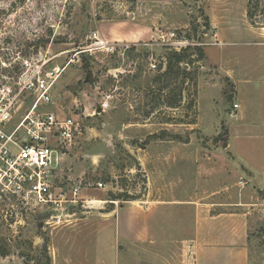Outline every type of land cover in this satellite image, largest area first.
<instances>
[{
    "label": "rangeland",
    "instance_id": "1",
    "mask_svg": "<svg viewBox=\"0 0 264 264\" xmlns=\"http://www.w3.org/2000/svg\"><path fill=\"white\" fill-rule=\"evenodd\" d=\"M164 1L0 0V62L34 56L63 68L55 110L80 127L62 172L69 196L82 181L62 208L0 206V264H140L137 248L186 264L195 202L264 196L231 162L264 158V0ZM154 19L163 24L136 40L100 35ZM183 48L185 77L168 71ZM240 119L254 127L247 138L232 130L229 148L227 127ZM249 248L250 264H264V224Z\"/></svg>",
    "mask_w": 264,
    "mask_h": 264
},
{
    "label": "built area",
    "instance_id": "2",
    "mask_svg": "<svg viewBox=\"0 0 264 264\" xmlns=\"http://www.w3.org/2000/svg\"><path fill=\"white\" fill-rule=\"evenodd\" d=\"M169 36L176 40L175 32ZM13 62H0V206L62 208L66 201H76L82 183L71 186L69 196L62 177L65 156L80 128L55 110L54 88L63 68L34 56Z\"/></svg>",
    "mask_w": 264,
    "mask_h": 264
},
{
    "label": "crops",
    "instance_id": "3",
    "mask_svg": "<svg viewBox=\"0 0 264 264\" xmlns=\"http://www.w3.org/2000/svg\"><path fill=\"white\" fill-rule=\"evenodd\" d=\"M159 1L161 0H152L155 4H161ZM179 1L181 2V0H173L174 3L172 4H178ZM163 2L165 1L163 0ZM182 2L185 3L186 1L182 0ZM160 20L154 19L150 20L148 23H141L138 31L133 30L132 33L129 32L125 35L119 34L113 26L109 29L105 28V31L100 35L109 43L136 40L144 37L148 30L149 32H153L156 25H162L163 22H159ZM218 28L217 35L221 37L223 28H221L220 24ZM217 62L219 63L220 60ZM238 105V109L241 108V104L238 103ZM238 109H233L231 112L238 116ZM251 127L254 126L248 124L244 120L231 123L227 127L228 147L231 148L229 138L232 130L235 131L236 135L242 133L243 137L247 138L248 133H251ZM263 152L264 151L260 150L258 151V154L262 155ZM258 154L256 155L261 158ZM250 155L251 152L249 156ZM234 158L235 160L231 161L235 163L232 167L236 170L238 169V171L245 174V176H251L250 179H246V183H248L251 188L254 187L255 190L262 191L264 189V182L260 181V184L251 183L258 175H264V158H261L257 165L254 164V162L250 164L239 162L235 155ZM247 192L252 199L251 202L232 201L221 203L219 201H211L200 204L195 202L193 235H191V242L186 252V254L190 255L185 256L186 264H250V232L251 229L256 228L257 225L264 224V196L259 193L255 194L253 190L249 192V189ZM174 202H176V200ZM183 202H187L186 204H188L189 202L194 201L184 200ZM215 205L216 207L217 205L229 206V209L218 210L217 212L212 213L210 208ZM250 206L253 208H245ZM136 236L138 240H144L145 238V235ZM136 252L138 256L142 257L140 264H161V252L159 249L147 250L145 248H137ZM146 256L153 257L152 263H149L151 261L150 258L149 262L146 261Z\"/></svg>",
    "mask_w": 264,
    "mask_h": 264
},
{
    "label": "trees",
    "instance_id": "4",
    "mask_svg": "<svg viewBox=\"0 0 264 264\" xmlns=\"http://www.w3.org/2000/svg\"><path fill=\"white\" fill-rule=\"evenodd\" d=\"M186 48L181 49L182 52L181 51H179V52L175 51L171 54V56L168 57L170 60V62L168 64V71L176 70V72H177L176 75H179V73H180V74H182L181 75L182 77L183 76L185 77V75L187 74L184 70H182V68L180 66L182 61H184V58L186 57L183 54V51H185ZM196 50H198L199 57L202 58L203 57L202 50L199 48H196ZM166 75H167V71L165 73H163L162 75H160V77H163Z\"/></svg>",
    "mask_w": 264,
    "mask_h": 264
},
{
    "label": "water",
    "instance_id": "5",
    "mask_svg": "<svg viewBox=\"0 0 264 264\" xmlns=\"http://www.w3.org/2000/svg\"><path fill=\"white\" fill-rule=\"evenodd\" d=\"M100 110H101V107H99L98 111H100Z\"/></svg>",
    "mask_w": 264,
    "mask_h": 264
}]
</instances>
